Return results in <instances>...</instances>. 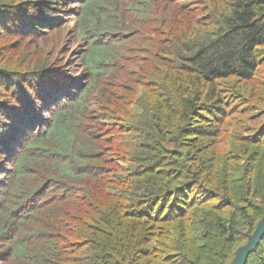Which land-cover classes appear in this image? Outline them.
I'll use <instances>...</instances> for the list:
<instances>
[{"label":"trees","instance_id":"1","mask_svg":"<svg viewBox=\"0 0 264 264\" xmlns=\"http://www.w3.org/2000/svg\"><path fill=\"white\" fill-rule=\"evenodd\" d=\"M64 2L85 78L16 56ZM112 2L0 0V264H231L264 217V0H133L150 30L129 35ZM120 75L145 93L101 130L93 96Z\"/></svg>","mask_w":264,"mask_h":264},{"label":"rangeland","instance_id":"2","mask_svg":"<svg viewBox=\"0 0 264 264\" xmlns=\"http://www.w3.org/2000/svg\"><path fill=\"white\" fill-rule=\"evenodd\" d=\"M131 4H133V0H113L111 5L115 7L118 13L126 14L129 21V24L127 25L128 35L129 32H148L150 28L146 27L144 30L139 21L135 20L128 12V8ZM68 6L69 5H66L64 2V8L62 9H65L66 14L61 15V17H64L62 18L63 22H61V27L63 29L58 32V36H56L55 32H51L43 39L40 37L39 39H33L29 43L25 42L23 44L24 46L20 48L16 56L29 64L30 67L36 66L43 68L42 66L45 64L56 63L63 68L65 73L67 72L72 76H84L85 78L86 76L83 70V65L80 66L77 64L74 66V64L78 60H81L83 55L88 52V43L86 39L83 41L79 39L80 28H75V16L78 13H69ZM149 16H155V19H158V13L155 12L154 9L153 15H146L145 19L148 20ZM139 48L140 44L134 40L126 44L124 50L125 61L118 68V73L126 71L128 74H131L133 78L140 75V70L144 67V61L142 58H146V55H140ZM52 68L53 67H50L47 70ZM109 77V82L101 81L98 85L95 95L93 96L97 106L93 108L91 107L95 115L99 116L101 130H107L109 127L110 130H114L119 123L116 114L115 116L113 115V110H115L116 104H129L131 101L135 100V98L145 93L143 89L137 88L132 84L129 85L123 75ZM131 92H134L136 95H130ZM124 110L126 111L125 108ZM46 189L47 188H44L42 190ZM0 205L2 204L0 203ZM8 247V243L3 244L0 246V252H3L4 248L8 249Z\"/></svg>","mask_w":264,"mask_h":264},{"label":"water","instance_id":"3","mask_svg":"<svg viewBox=\"0 0 264 264\" xmlns=\"http://www.w3.org/2000/svg\"><path fill=\"white\" fill-rule=\"evenodd\" d=\"M255 231L249 237L247 244L244 247H240L236 250L235 256L232 259L231 264H245L247 256L253 253L259 241L263 238L264 235V217L262 220L256 225Z\"/></svg>","mask_w":264,"mask_h":264}]
</instances>
